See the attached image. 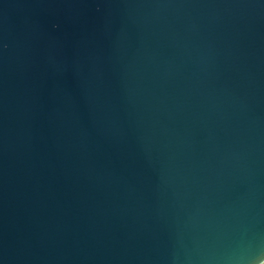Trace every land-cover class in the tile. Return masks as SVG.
I'll use <instances>...</instances> for the list:
<instances>
[{"label": "water", "instance_id": "1", "mask_svg": "<svg viewBox=\"0 0 264 264\" xmlns=\"http://www.w3.org/2000/svg\"><path fill=\"white\" fill-rule=\"evenodd\" d=\"M0 264H264V0H0Z\"/></svg>", "mask_w": 264, "mask_h": 264}]
</instances>
